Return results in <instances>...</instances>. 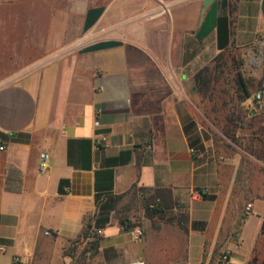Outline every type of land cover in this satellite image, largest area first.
Returning a JSON list of instances; mask_svg holds the SVG:
<instances>
[{
    "label": "crops",
    "instance_id": "crops-1",
    "mask_svg": "<svg viewBox=\"0 0 264 264\" xmlns=\"http://www.w3.org/2000/svg\"><path fill=\"white\" fill-rule=\"evenodd\" d=\"M224 16L227 52L264 60V0H111L86 11L70 46L0 66V264H74L87 225L103 231L93 264H217L224 251L264 264V155L196 151L186 133L199 126L195 76L223 52Z\"/></svg>",
    "mask_w": 264,
    "mask_h": 264
},
{
    "label": "rangeland",
    "instance_id": "rangeland-1",
    "mask_svg": "<svg viewBox=\"0 0 264 264\" xmlns=\"http://www.w3.org/2000/svg\"><path fill=\"white\" fill-rule=\"evenodd\" d=\"M109 1L0 0V66L10 72L43 60L48 52L70 46L83 27L86 11ZM219 64L223 73L214 83L213 95H200L203 111L196 119L202 144L218 157H260L264 155V119L249 117L254 107L252 97L246 102L239 99L236 78L239 73L243 76L253 96L264 84V60L236 51L228 52ZM131 223L140 225L137 221ZM97 238L71 244L68 253L74 264H93L103 259V253H91V243Z\"/></svg>",
    "mask_w": 264,
    "mask_h": 264
},
{
    "label": "trees",
    "instance_id": "trees-1",
    "mask_svg": "<svg viewBox=\"0 0 264 264\" xmlns=\"http://www.w3.org/2000/svg\"><path fill=\"white\" fill-rule=\"evenodd\" d=\"M230 24L231 21L229 17L224 16L220 17L218 21V42H219V47L223 52L216 58L214 64V68L212 69L211 66L204 68L201 70L196 76H195V81H196V88L202 98L205 96L206 93L211 92L213 95V92L215 90L214 83H217L219 81V78L223 71H220V69L223 67L221 64H219V61H222L225 57V55L228 53L227 50L229 49V42H230ZM229 51V50H228ZM236 84H237V92L239 93V99L242 102H246L249 100L252 96L249 92L247 82L243 78V76L239 73L238 77L236 78ZM186 133L190 136L191 139V144L192 147L195 150L203 149V144L201 141V136L198 132L197 126L192 123L189 128L186 129ZM125 155L130 156V153H123L121 156L112 159L110 162L113 164H118L124 162L123 157ZM129 158V157H128ZM112 189V188H110ZM151 207L150 205H146L147 213L149 217H154L157 213H159L162 209V203L155 201ZM124 224H126V221H123ZM133 225L130 224L127 226L128 228H132ZM88 228H90V225H87L86 230L84 231V234L82 235V238H80L78 241H86L88 238L93 237L90 236L88 233ZM91 253L92 255H95L96 252L100 249V242L99 240H96L95 242L91 243Z\"/></svg>",
    "mask_w": 264,
    "mask_h": 264
},
{
    "label": "built area",
    "instance_id": "built-area-1",
    "mask_svg": "<svg viewBox=\"0 0 264 264\" xmlns=\"http://www.w3.org/2000/svg\"><path fill=\"white\" fill-rule=\"evenodd\" d=\"M252 103L254 105L253 107L254 110L262 112L264 114V84L258 91H256L253 94ZM95 123H96V126L98 127L101 125L99 116L96 117ZM106 142H107V138L103 137L101 141L99 142V144L104 145L106 144ZM5 150H6V147L0 142V151L3 152ZM49 163H50V155L46 152L42 153L41 158H40V163H39L40 172H47L50 168ZM252 208H253L252 205H248L246 207V214H249L252 211ZM102 232H103L102 230H96L92 233L91 236H93L94 238L100 237L102 235ZM131 235L135 242L137 243L141 242L144 238V230L140 226H133L131 228ZM0 252L6 253V249L1 247ZM13 264H28V263L23 258L17 256L13 259ZM127 264H146V263L143 260H137V261L130 262ZM217 264H233L231 253L229 251H224L221 254Z\"/></svg>",
    "mask_w": 264,
    "mask_h": 264
}]
</instances>
